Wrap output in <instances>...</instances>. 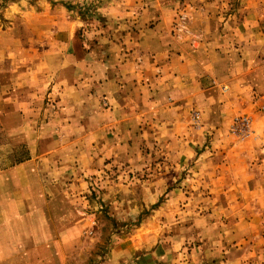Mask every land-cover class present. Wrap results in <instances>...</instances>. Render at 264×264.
<instances>
[{"label":"rangeland","instance_id":"1","mask_svg":"<svg viewBox=\"0 0 264 264\" xmlns=\"http://www.w3.org/2000/svg\"><path fill=\"white\" fill-rule=\"evenodd\" d=\"M28 160L64 264H264V0H0V171ZM17 185L0 264H54Z\"/></svg>","mask_w":264,"mask_h":264},{"label":"crops","instance_id":"2","mask_svg":"<svg viewBox=\"0 0 264 264\" xmlns=\"http://www.w3.org/2000/svg\"><path fill=\"white\" fill-rule=\"evenodd\" d=\"M176 51H168V50L164 51V54L162 56H165V55L168 56V59L170 61L167 62V66L164 67L163 65L161 66V68L164 67L163 71L167 75V77L168 78L171 77L173 81H178L180 83L179 84L180 86L183 84L186 85L185 83L186 80H191L192 84L194 81L196 84H199V82H203L201 81V79L203 77H206L203 75H207V74L209 75V73L212 74L211 66H209L208 72H207L206 64H203L202 66H200V72H199L200 74L197 75L195 78H189L187 76H184V74L187 72V68L186 69L184 68L185 63H188V61L183 58L182 53H180L179 55V53H177ZM178 66H180L179 70H177L176 68ZM170 73L172 74L170 75ZM117 118H120V117L117 116ZM32 162L34 163L33 160H28L27 162L23 164H19V165H15L11 167L10 169H8L9 171L8 170L0 171L1 172L0 188H2V190L0 191V194L3 193V187H7V183L9 182L20 184V185H17V187L15 188L16 191L20 193L21 192L26 193L28 191L31 192L32 196L30 198L32 201V205L30 206V208H25L24 205H22V203H19L16 209H13L12 212L10 211V214L12 215H11L9 222L11 223L12 221L14 225H20L21 231L23 232L22 238H21L22 239L21 245L24 246V248H26L27 255L35 254L38 252V249L40 250V248L42 247L45 248V246L49 250H50V247L59 248V250H54L53 253L51 252V255L53 256V258L51 259V262H53L54 264H64L65 257L62 256L63 252L62 250H60V248L62 246L71 245V242L68 239L67 240L64 239L61 241V243L58 240V244H56L57 242L51 243L52 241L51 239H49V236H48L49 232L47 231V229H49L47 227L49 226V224H47V219L45 217H41V215L44 214V212L41 211L43 209H41L40 207L42 205L41 199H44V198L39 193L33 194L34 192L33 189L37 187L36 182L39 181L38 174L36 175V181H33L34 184L32 187L21 185L22 183L25 184V180L28 178V176L31 177V175H25L22 171L26 169V171L30 173V170L34 171L35 169V165ZM21 167L23 170L21 169ZM34 178L35 176L33 175L32 179ZM38 205L39 207H37ZM6 220L8 219L6 218ZM1 222H2V219H1ZM5 227H7V223L5 224ZM2 237H4V234L1 236V238ZM49 240H50V243H49ZM55 240L56 239H54L53 241Z\"/></svg>","mask_w":264,"mask_h":264},{"label":"built area","instance_id":"3","mask_svg":"<svg viewBox=\"0 0 264 264\" xmlns=\"http://www.w3.org/2000/svg\"><path fill=\"white\" fill-rule=\"evenodd\" d=\"M243 121H245V123H247L246 119H244Z\"/></svg>","mask_w":264,"mask_h":264}]
</instances>
